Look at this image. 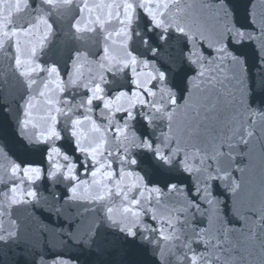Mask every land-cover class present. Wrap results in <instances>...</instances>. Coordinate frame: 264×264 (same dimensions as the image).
<instances>
[{
	"label": "snow or ice",
	"instance_id": "1",
	"mask_svg": "<svg viewBox=\"0 0 264 264\" xmlns=\"http://www.w3.org/2000/svg\"><path fill=\"white\" fill-rule=\"evenodd\" d=\"M219 2L223 4L225 15L232 17L235 31L230 30V34L233 38L225 36L222 44L213 46L210 43H205L204 47L211 48L214 53H224L226 57L231 59L239 57L243 61L242 55L237 53L231 46H241L250 43L256 46L259 50L260 44L258 41L260 37H264V14H261V18L258 22L254 14L248 9L246 13L247 23L244 25H237L236 10L233 6L235 0H219ZM73 3L74 0H26V7L33 8L35 12L32 22L29 23L26 28L12 31H8L6 28L0 26V56L4 58H12L14 68L18 75L23 79L26 86L31 89L38 83L32 78L34 73L43 71L47 75V79L43 81L39 91V96L44 98V105L50 106L46 109L48 113L47 117H41L43 123H37L33 117V110L37 108L35 96H28L22 108V118L19 120L20 128L24 131H28L30 128L37 129L34 140L20 135L21 143L24 146H31L34 143L48 144L49 141L61 139L60 131L56 127L57 114H68L71 111V109H66L60 106L59 94L63 93L65 88L64 80L61 76L58 65L56 63H50L47 66H44L37 62L36 57L50 46V41L54 34L53 24L50 23L52 17L56 16L61 19H67L72 13L71 5ZM131 7L130 4L127 5L128 9ZM78 11L80 13L79 16H71L72 22L70 27L72 32L76 34L75 38L83 39L84 33L94 31V29L89 26L92 24V20L85 18L84 15L86 12L90 14L93 11V6L89 4L88 0H83V3L79 5ZM152 20L154 26L163 27L165 32L168 30V26L163 25V22L160 19L152 16ZM131 22L132 13L128 12L127 23L130 24ZM97 23L103 26V21L97 19ZM175 31L180 34L185 33L183 28H175ZM237 34L239 39L234 38ZM112 35H123L125 37L124 40L120 41V44L127 49L126 58H118L115 56L110 51L108 44L102 46L99 62L90 59L86 52L75 51L71 62L73 71L69 73L68 81L70 85H75L81 79V69L86 64H98L100 69H107L109 72L113 71L115 65L120 66L117 69L120 73L127 69L129 75L132 77L131 84L133 87L131 93L121 89L115 93L114 97L109 98L104 95L105 90L100 82L92 84L89 80L85 81L82 85L89 93L84 101V103L89 106L86 111H92L91 105L93 101L100 100L103 102V108L108 109L110 112V123L112 122L111 113L114 112L128 111V118L131 119L133 117V113L130 111L132 106L137 102L144 103L143 99H140L139 101L136 99L138 95H141L137 92L138 88L144 87L145 91H148L150 95L155 94L146 85L141 84L142 78H150L148 79L149 84L151 81L156 80L157 77H159L160 81L166 79V73L159 70V68H156L155 72L149 69L148 60H143L142 62L138 60L136 54L129 47L131 36L127 28H122L115 34H106L104 39L109 40ZM21 37H24L25 39L22 40ZM165 39H167L166 36L161 37L162 41ZM188 40L191 41V36H188ZM144 42L147 44V39H145ZM112 43L115 44L117 41L112 40ZM182 48L184 58L192 64H196L198 60H203L205 58L203 49L196 46L194 43H191L190 45L185 44ZM159 51L158 48H153L152 54L155 55ZM260 55L264 56V51H261ZM162 56L166 63H170V58L166 54H162ZM138 64L140 70H138ZM153 66H155L154 63ZM173 67L179 70V65L173 64ZM146 69L147 71H145ZM99 78L100 80H104L103 72H100ZM49 85H52L53 87H49ZM168 91H170V89ZM125 100L130 101L127 108L121 106ZM67 102V98H65V104ZM79 106L83 107V105ZM145 119L147 120L148 118L145 117ZM85 120L91 121L92 128L96 131H100L96 122L92 120L90 116H85L83 118L76 117L71 121V134L75 138L77 151L87 153L89 158L96 162V147L88 148L82 146V129L80 128V125ZM126 129L127 125H124L123 127H117L115 132L117 135H120L124 133ZM102 146L103 141H101L100 145H97V147ZM143 146L148 150L153 148L152 143L148 141L146 137L144 138ZM0 151L7 153V148L0 145ZM155 156L158 160H161L163 163L170 166L171 161L168 159L166 153L157 150ZM46 158L49 161H57L52 164L53 170L48 173L49 179H52L57 174H62L65 180L73 181L72 186L68 188L69 196L66 197V201L86 200L93 206L92 210L95 211L96 205H99L103 211L102 215L94 216L86 230H68L65 233L75 244L82 246L90 252L112 257L111 264H138V245L142 246L146 243H151L160 247V244L156 239L157 234H159V239L164 241L171 240L175 235L174 232L168 230V227L174 226L175 217L167 215V218H165L163 215H159V209L155 206H151V201L154 194L156 203L158 205L161 204V198L165 191L172 192L177 188L176 184L170 183L166 186V189H162L159 185H146L144 183V178L137 174L136 179L129 182L127 191H125L122 187V178L124 176L122 171L121 179L115 181V193L121 200L120 212L119 215H117L115 206H110L112 205V186L107 183L108 179L113 178L114 173L111 170L102 171L105 168L104 164H99L97 167L93 168L91 173H89V176L93 178L91 184H89L88 181L79 179L75 171L77 168L75 163L70 162L65 167L59 162V158H62L65 161L70 160V158L66 153H63L55 143L50 144ZM132 164H136L135 159L132 160ZM108 167L110 169V162H108ZM8 171L10 177L17 178L23 173L24 178L29 183H34L36 180L40 179L42 172L38 165H21L19 163H13ZM184 171L190 174L191 168L185 167ZM127 175L132 177L133 173L129 171ZM93 186L98 189L94 194H92ZM137 187L141 189L140 192L136 198H130L129 193ZM180 187L183 188L184 186ZM145 188H147V195H145ZM85 193H87V195H85ZM196 194L197 193L194 191L193 195ZM0 196L4 197V200L8 202L9 206L28 204L38 200V195L34 188L29 187L25 192L22 182L11 184V187H9L6 192L0 193ZM142 200L144 201L143 204ZM209 203H211V201H209ZM145 208H147V213L151 215V219L159 223V227H153L144 222L143 218L146 214L144 210ZM53 211L59 214L62 212V208L56 206ZM85 211H89V209H86ZM182 211H187V209H182ZM8 224L9 231L7 232V235H0V241L5 240L10 236L14 237L17 235L15 231L17 226L16 221L9 220ZM165 225H167V227H165ZM3 227V221H0V229H3ZM102 227L115 230L117 233L121 234V237H109L106 233L102 232ZM161 259H164V249H161ZM197 262L198 258L195 255H191L190 264H197ZM36 264H80V262L67 255H53L51 259H45V255L42 253Z\"/></svg>",
	"mask_w": 264,
	"mask_h": 264
},
{
	"label": "water",
	"instance_id": "2",
	"mask_svg": "<svg viewBox=\"0 0 264 264\" xmlns=\"http://www.w3.org/2000/svg\"><path fill=\"white\" fill-rule=\"evenodd\" d=\"M233 6L237 25L247 23L248 9L258 22L264 14V0ZM185 7L187 44L205 55L187 61L201 264H264V37L259 50L231 46L243 61L214 53L204 44L233 38L232 17L219 0Z\"/></svg>",
	"mask_w": 264,
	"mask_h": 264
}]
</instances>
